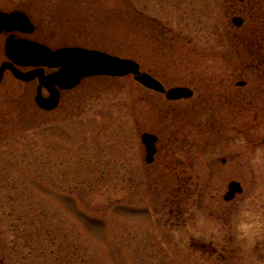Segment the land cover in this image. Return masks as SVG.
<instances>
[{
    "label": "rangeland",
    "instance_id": "obj_1",
    "mask_svg": "<svg viewBox=\"0 0 264 264\" xmlns=\"http://www.w3.org/2000/svg\"><path fill=\"white\" fill-rule=\"evenodd\" d=\"M20 7L36 23V37L53 48L96 49L124 59L138 54L142 68L166 88L191 87L195 95L170 102L130 76L92 77L66 93L57 111L43 113L21 95L26 87L7 76L0 87V264H225L219 255L196 251L188 238L202 231L211 233L199 235L206 241L221 238L212 228L222 226V197L234 178L245 193L232 221L249 233L260 201L264 211V149L247 150L241 164L209 163L207 147L195 157L177 151L184 178L191 180L175 182L157 177L172 156L162 147L164 136L151 177L144 176L139 134H159L166 113L195 130L199 117L208 119L211 103L217 110L225 98L243 99L237 82L256 90L262 75L246 76L241 68L251 63L249 56L264 58L256 35L264 0H0V10ZM235 16L244 19L241 28L233 26ZM162 29L170 32L164 44L155 41ZM204 84L216 89L212 97L200 95ZM217 90L231 94L224 98ZM258 101L264 104V96ZM256 126L263 135L264 124ZM233 142L223 151H242L240 139ZM218 152L223 155L222 147ZM172 205L183 210L173 227L167 213ZM157 221L164 225L160 232ZM216 242L223 253V240ZM242 245L233 264L256 254ZM262 249L255 264H264V242Z\"/></svg>",
    "mask_w": 264,
    "mask_h": 264
},
{
    "label": "flooded vegetation",
    "instance_id": "obj_2",
    "mask_svg": "<svg viewBox=\"0 0 264 264\" xmlns=\"http://www.w3.org/2000/svg\"><path fill=\"white\" fill-rule=\"evenodd\" d=\"M246 0L241 1L240 3H245ZM0 12L6 13V14H22L24 16H26L28 18V21L32 27V30L30 32L28 31H13V32H1L0 33V66L4 63H9V59L7 57V53H6V47L9 41V38L13 37L16 40H26L29 42H33L39 45H42L44 47H47L51 50H58L64 47H69V46H61V47H56L53 48L49 43H47L45 40L42 41L40 39H38L36 37V34L38 32V27L36 25V23L34 22L32 16L30 15V13L23 9L22 7H20L19 9H15V10H0ZM241 17V16H240ZM259 20L261 21V25H260V30L262 33V44L259 45L257 48H259V50L262 52H264V10L263 9H259V15H258ZM244 20V19H243ZM244 25V22H243ZM167 34H169L170 32H166ZM165 35H159L158 33L156 34L155 37V41L159 42L160 44H164L165 40L164 37H166ZM161 37V38H160ZM159 38V39H158ZM162 39V40H160ZM164 40V41H163ZM245 42V40H243ZM156 46V45H155ZM157 47V46H156ZM246 51V50H244ZM251 58V63L248 65H245L241 68V71L246 74V76H248V74H257L260 73V75H262L261 79H260V83L258 85V87L256 88V90H248V83L246 81H239L235 84V86L237 88H242L244 90L243 93V99L239 100V101H235L233 98H230L229 100H227V98H225L227 95H230L231 93H227L225 91L221 92L219 90H217L216 94H220V96H224V98L226 99V101H228V103H222V106L217 107V110L214 109V103H211V109L208 110L209 115H208V119L206 121H201L200 117L194 122V124L198 123L197 125H195V130H186L184 127L185 124V120L181 119V120H176L173 118H170L169 116L166 117L167 113L164 115L163 119H165L162 122L161 119V123L159 125V128H161L160 133H156V132H151V131H142L140 132V143L142 144L144 151H145V157H144V163L145 165H142V169L141 171L144 172V176H148L151 177V174L148 172L149 167H151L154 163H155V159L156 156L158 155L159 151H160V136H164L163 138V144L162 147L165 150V154L168 157V155L171 153V158H167V162L166 163V167L165 168V173L159 174L157 177L162 179V180H168V181H175V182H180L182 180H184L185 182L191 180L188 174H186V178H184V163L181 162L183 160H181L180 158H177V151L179 152H186V155H192V156H197V151L201 148H205L207 147V150H212L211 151V156L208 159L209 163L210 162H220L221 164H225V163H230L232 161L238 162V164L242 163V160L240 159V157L243 156L244 153L247 152V150H254V149H259V148H263L264 149V134L263 135H259L257 133V127L256 124L257 123H261L262 125L264 124V104L263 103H259L260 101L259 98L264 96V58L260 57V54L256 55L253 57L249 56ZM263 59V60H262ZM138 63V62H137ZM139 64V63H138ZM139 67L141 69L142 72H145L147 74H149L150 76L154 77L155 79H157L165 88V84L160 81L158 78H156L154 75V73L152 72L151 69H143L142 66L139 64ZM15 68L22 72L23 74H28V73H32L37 71V67L34 66H15ZM56 71V69H50L47 67H43V73L44 76H49L51 74H53ZM8 76V78H11L12 80L20 83L21 85H23L24 87H26L24 89V93L21 92V95L23 96L25 94V96L27 98H29V100H33L34 102V106H36L35 110L36 111H40L43 113H52L57 111L62 102H63V97L66 93H69L72 90H75L82 82L83 80L80 82V84L75 87L74 89H69V90H64V89H58V103L55 109L51 110V111H45L43 109H41L36 101L35 98L37 96V91H38V87H39V80L38 78H34L30 81H19L17 79L14 78L13 74L11 73V71L7 70L3 73L2 75V80L0 82V87L3 84V81L5 80V78ZM92 78V77H91ZM85 80V79H84ZM259 80V79H258ZM233 83H229V87H232ZM208 85L204 84L201 86L200 89V95L202 96H210L212 97V94L215 93L216 89H210L207 88ZM192 92L193 95L191 98L187 99L190 100L194 97L195 95V90L192 89L191 87H189ZM35 89V90H34ZM35 91V95L32 96L33 92ZM45 94V95H44ZM41 95L43 97H48L49 93L43 88L41 89ZM164 96V95H163ZM224 99V100H225ZM167 100V99H166ZM168 101V100H167ZM172 102V101H170ZM173 102H177V101H173ZM31 103V102H30ZM68 106V103L66 104V107ZM255 108V109H253ZM262 108V109H259ZM256 111L257 114H255L254 116L250 117L252 118L250 121L247 120V114L248 113H252L253 111ZM233 114H238L239 119L235 116L233 118ZM246 114V115H245ZM245 115V116H243ZM202 122V123H199ZM158 125V124H157ZM164 132V133H162ZM144 134H149L152 135L156 138L155 144H154V148H155V153L153 154V159L150 163L147 162L146 158H147V150L145 145L142 143L141 141V137ZM204 137H207L208 140L205 142L204 141ZM240 139V142L245 145V146H249L248 147H242V151H238L235 148H230L227 150L228 147L225 148V151H223V148L225 146H229V144H234V140H238ZM233 142V143H232ZM255 146L258 148H255ZM260 146V147H259ZM161 147V146H160ZM219 147H222V154H219V156H215L218 152ZM227 150V151H226ZM218 155V154H217ZM214 156V157H212ZM192 157V158H194ZM195 159V158H194ZM186 165H191L193 166L194 164L186 162ZM235 182L237 184H239L240 188H241V193H236L235 196L230 199L229 201H226L224 199V196L229 192L228 190V186L230 183ZM185 184V183H184ZM183 185V184H182ZM182 185H178L177 188H182ZM245 191L243 189L242 184L240 183V179L239 178H234L233 180H231L228 185H227V191L224 193L222 200L224 202V204L226 205L225 211L223 212V217L219 218V220H222V226L221 227H217V228H212V234H215L217 231V234H221V238H211L208 239V241H206V239H204L202 236L199 235H204V231L199 232L197 236L194 235H190V237L188 238V242L189 245H194L196 246V251L199 250L201 251V249H204V252H206V254H210V256H216L219 255L220 257L223 258V260L225 261V264H233L235 263L234 259V255L237 252V249L239 252H241V247L243 246L242 244H249V246H251V249H253L256 254L252 259H246L247 262L246 264H255L258 263L262 256L263 253V249H262V243L264 242V223L262 222V219L264 218V211H263V201H260L258 204V206H255L257 208L253 219L251 220V227L248 229L249 233L247 232V229L242 225L239 226L238 223L236 221H232V216L235 213L236 210V203L237 198L238 197H242L244 195ZM262 198V197H261ZM178 198L177 199H173V202H178ZM251 205L254 203L253 201H250ZM249 204V205H250ZM235 205V206H234ZM259 205H260V210H259ZM233 206V208H232ZM253 212V211H252ZM252 212L247 213L245 218H249L252 215ZM168 219L171 221L172 223V227L178 225V222L173 223L172 220H179L182 215H183V210H181V207L176 205H172L168 208ZM244 218V219H245ZM158 225H159V232L162 229V226L164 225H160L161 222L157 221ZM161 227V228H160ZM222 228V231L220 232ZM205 230V229H202ZM254 230V231H251ZM214 232V233H213ZM205 234H209L211 235V233H205ZM223 240V243L220 245H223L224 248H222L223 253L220 252L219 248L217 247L219 245L218 242L216 241H220ZM239 246V247H238ZM244 247V246H243ZM206 249V250H205ZM219 252V253H218ZM226 253V254H225ZM243 256V254H241Z\"/></svg>",
    "mask_w": 264,
    "mask_h": 264
},
{
    "label": "water",
    "instance_id": "obj_3",
    "mask_svg": "<svg viewBox=\"0 0 264 264\" xmlns=\"http://www.w3.org/2000/svg\"><path fill=\"white\" fill-rule=\"evenodd\" d=\"M242 1V0H241ZM236 27H240L243 20L239 17L232 19ZM32 27L28 18L22 14H5L0 12V33L13 31H28ZM6 53L11 63H4L0 67V82L4 71L10 70L14 77L22 81L39 79V87L35 101L38 106L51 111L58 103V89L69 90L76 87L83 78L93 76H108L122 78L132 75L134 80L156 93L164 94L169 101L191 98L193 92L188 88L175 87L165 89L160 82L147 73L140 71L139 65L128 59L111 56L107 53L86 50L82 48H65L57 51L32 43L26 40H16L9 38ZM18 66H34L38 70L32 73L23 74L15 68ZM42 67L58 69L49 76H44ZM45 88L49 92L48 98L41 96V89ZM142 143L147 150V162L152 161L155 153L154 144L156 138L149 134L141 137ZM229 192L224 196L226 201L232 199L236 193H241L239 184L232 182L228 186Z\"/></svg>",
    "mask_w": 264,
    "mask_h": 264
},
{
    "label": "trees",
    "instance_id": "obj_4",
    "mask_svg": "<svg viewBox=\"0 0 264 264\" xmlns=\"http://www.w3.org/2000/svg\"><path fill=\"white\" fill-rule=\"evenodd\" d=\"M166 32H168V30H166V29H162V31L160 32V33H158L159 35H165V33ZM167 34V33H166ZM256 35H258V37H259V40H258V45H257V47L259 46V45H261L262 44V33H261V30H257L256 31ZM161 38V37H160ZM159 39V38H158ZM160 40H162V39H160ZM260 42V43H259ZM263 44H264V42H263ZM141 56L140 55H138V54H131V56H130V59H134V60H136L142 67H144V64H142L141 63Z\"/></svg>",
    "mask_w": 264,
    "mask_h": 264
}]
</instances>
